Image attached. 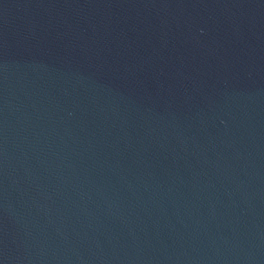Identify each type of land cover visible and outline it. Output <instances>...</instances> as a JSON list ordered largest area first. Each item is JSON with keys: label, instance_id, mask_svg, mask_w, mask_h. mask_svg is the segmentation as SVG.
<instances>
[{"label": "water", "instance_id": "obj_1", "mask_svg": "<svg viewBox=\"0 0 264 264\" xmlns=\"http://www.w3.org/2000/svg\"><path fill=\"white\" fill-rule=\"evenodd\" d=\"M0 264H264V0H0Z\"/></svg>", "mask_w": 264, "mask_h": 264}]
</instances>
